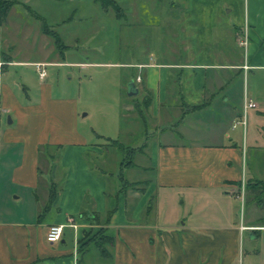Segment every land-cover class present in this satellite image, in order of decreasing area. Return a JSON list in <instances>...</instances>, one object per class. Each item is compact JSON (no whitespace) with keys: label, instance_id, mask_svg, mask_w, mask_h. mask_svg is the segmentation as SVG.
Masks as SVG:
<instances>
[{"label":"crops","instance_id":"1","mask_svg":"<svg viewBox=\"0 0 264 264\" xmlns=\"http://www.w3.org/2000/svg\"><path fill=\"white\" fill-rule=\"evenodd\" d=\"M212 1L222 3L219 12L233 2L229 12L240 19H230L228 26L230 31L239 27L242 35L247 31L244 55L237 44V57L225 58L224 53L219 61L186 53L177 62L160 63L152 56L153 62L130 64L136 75L127 77V85L135 80L139 94L152 97L150 142H144L141 153L149 156V169L155 174L144 191L138 185H118L110 191L96 173L102 165H92L91 160L108 153L105 147L112 135L105 137L91 128V137L81 130L74 92H54L52 84L40 77L36 87L25 77L14 87L7 80L8 66H35L38 60L0 58V264H45L53 257L59 264H88L84 238L102 226L115 235L114 243L108 244L111 250L106 246L111 261L104 264H217L222 245L237 242L242 230L241 220L233 223L234 200L240 199L244 181L245 192L252 194L247 183L261 180L247 177L245 157L249 146L259 147L258 138L264 139V92L250 89L245 80L250 70L264 68V0ZM89 63L51 62L81 67ZM249 100L257 107L246 109ZM123 110L135 118L130 103ZM113 139L129 146L120 135ZM121 177L125 184L126 177ZM53 182L59 187L57 200L40 219ZM111 196H116L117 208L107 224ZM180 197L190 204V217L196 206L202 213L214 205L210 218L214 223L180 224L184 217ZM202 202L208 205L200 206ZM251 202L241 201V209ZM84 210L97 212L100 221L82 216ZM70 222L78 228L67 226L60 241L47 240L50 225ZM243 223L250 226L245 216Z\"/></svg>","mask_w":264,"mask_h":264},{"label":"rangeland","instance_id":"2","mask_svg":"<svg viewBox=\"0 0 264 264\" xmlns=\"http://www.w3.org/2000/svg\"><path fill=\"white\" fill-rule=\"evenodd\" d=\"M218 6L222 3L212 0H14L6 22L0 25V58L48 63L46 80L54 92L66 90L77 95L81 130L91 137V128L105 137L112 135V139L120 135L134 152L131 157L128 149L124 153L115 143L107 141L108 153L99 161L91 160L92 165H102V169L94 168L96 173L108 182L110 191L118 185L131 187L132 183L141 187L139 181L150 180L155 174L149 169V156L141 153L146 149L144 142H150L152 121L150 107L144 103L145 92L134 97L127 95V77L136 75L130 64L153 62L152 56L160 63L177 62L186 53L190 57L201 53L209 62L224 60V53L228 54L225 58H235L240 52L244 55V50L239 52L236 48L237 44L241 46L239 27L230 31L228 26L230 19H240L238 13L229 12L233 2L220 12ZM58 60H82L90 65L51 64ZM8 75L7 80L14 87L21 77L29 78L35 87L39 85L36 66L30 64H10ZM245 83L257 93H263L264 68L250 70ZM126 103L132 105L135 118L123 110ZM94 137L106 142L95 133ZM258 142L261 146L248 148L245 174L248 178L264 180V139L258 138ZM121 174L126 177L125 184ZM244 197L246 201L252 200L251 206L246 204L242 211L241 200L235 199L232 218L239 225L243 214L250 229L242 230L235 244L222 245L217 264H264V227L259 222L264 217V198L258 201L257 195L248 191ZM189 205L182 202L184 217L180 224L185 220L203 223L205 227L214 223L210 219L214 205L204 208L202 213L196 206L194 217L189 216ZM206 205L207 202L200 203ZM103 227L94 233L89 231L91 236L84 238L89 250L85 258L88 264L111 261L98 245L103 241L102 235L114 232ZM105 246L111 250L107 243ZM58 262L53 257L45 264Z\"/></svg>","mask_w":264,"mask_h":264},{"label":"trees","instance_id":"3","mask_svg":"<svg viewBox=\"0 0 264 264\" xmlns=\"http://www.w3.org/2000/svg\"><path fill=\"white\" fill-rule=\"evenodd\" d=\"M13 4H14V0H0V25H2L4 22H6L8 13H9L11 7L13 6ZM151 102H152V97H151L150 93H147L144 97V103L146 104L147 108L150 107ZM108 140L110 142L115 143L117 147L123 148L125 150L128 149V151H130L129 150L130 148H128V146H125L119 139H112V138L110 139L109 138ZM130 152L131 153L129 155L132 157V155H133L132 151H130ZM130 163L133 164V160H131ZM126 182L127 181H125V183ZM139 182H140V184H142V187L140 190L144 191L145 187L149 184V180H144V181H139ZM137 184H139V183H137ZM131 186H136V183H132ZM247 188L251 191L252 194L257 195L258 201L263 200V198H264V181H261V180L249 181L247 183ZM58 191H59L58 185L53 182L50 185L48 201L43 206L42 211L39 215L40 219L41 218L43 219L47 215V213L52 210L53 205L57 200ZM115 197L116 196H114V198L112 199V203H111L109 209L107 210V215H106L107 216L106 217L107 224L110 221L111 216L113 215V213L116 211V208H117V202H116ZM82 216H85L86 218H88L92 221H96V222L100 221V215L95 211L84 210V211H82ZM259 220H260L259 222L261 223V225L264 226V217H261ZM103 229H105V227H103ZM101 238L103 241L98 245V247L101 249L102 254L104 256H108L105 243L113 244L114 240H115V235L114 234H105V235H102ZM84 246H85V244L83 243L82 246L80 247V251L82 253H84L86 250Z\"/></svg>","mask_w":264,"mask_h":264},{"label":"built area","instance_id":"4","mask_svg":"<svg viewBox=\"0 0 264 264\" xmlns=\"http://www.w3.org/2000/svg\"><path fill=\"white\" fill-rule=\"evenodd\" d=\"M240 45L244 49V51L248 48L249 37H248L247 31H245V33L241 36ZM1 64L2 63H0V65ZM34 64L36 66V69H37V72H38L40 79H42V80L46 79V77L48 75V71H47L48 63H46V62H35ZM243 68L245 70H248L249 65L245 64L243 66ZM138 80L140 81L141 78L138 77ZM0 87H1V81H0ZM254 107H257V103L255 101L249 100L245 104L246 109L254 108ZM245 189H246V183L244 181L243 185L241 187L240 193H239V197H240L243 205L245 203V197H244ZM243 208H242V211H243ZM240 220H241V225H240L241 230L250 229L249 226H247L243 223V214H242ZM67 226L73 227L74 229L78 228V225L75 222H70V223H65V224H62V223L61 224H58V223L52 224V225H50L49 230L47 232V240L51 243L60 241L64 235V232H65V229Z\"/></svg>","mask_w":264,"mask_h":264},{"label":"water","instance_id":"5","mask_svg":"<svg viewBox=\"0 0 264 264\" xmlns=\"http://www.w3.org/2000/svg\"><path fill=\"white\" fill-rule=\"evenodd\" d=\"M140 92V89L136 83L135 80H130L128 82V85H127V94L130 96V97H134V96H137Z\"/></svg>","mask_w":264,"mask_h":264}]
</instances>
